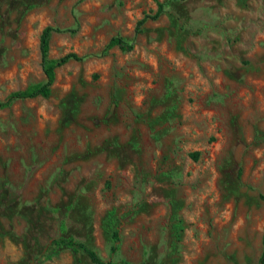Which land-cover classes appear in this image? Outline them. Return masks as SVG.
<instances>
[{
	"label": "rangeland",
	"instance_id": "1",
	"mask_svg": "<svg viewBox=\"0 0 264 264\" xmlns=\"http://www.w3.org/2000/svg\"><path fill=\"white\" fill-rule=\"evenodd\" d=\"M47 25L85 57L0 107V264H264V0H0V100Z\"/></svg>",
	"mask_w": 264,
	"mask_h": 264
},
{
	"label": "trees",
	"instance_id": "2",
	"mask_svg": "<svg viewBox=\"0 0 264 264\" xmlns=\"http://www.w3.org/2000/svg\"><path fill=\"white\" fill-rule=\"evenodd\" d=\"M161 9H162V5L160 4L157 12L153 16L154 18L159 16V14L161 13ZM144 21L145 19H141L139 21V24H142ZM62 31H72V30L62 29L52 25H47L42 29L39 35L38 48L40 55V66L44 74L43 82L30 85L23 90H17L9 93L5 97V99L0 100V107H5L9 105L12 101L18 99L34 98L37 96L48 97L51 93V87L55 80V70L70 60H81L85 57L84 55H78L75 52L66 53L59 58H50L48 56L50 39L52 34ZM112 46H118L122 50H130L132 48L131 43H128L124 39V37L119 35L113 36L109 39L106 45V49ZM262 198L264 199V193L262 194ZM110 238L112 240L111 250L115 251L117 246L114 243L119 238L116 230H113L111 232ZM54 244L57 247H70L73 250H78V249L82 250L88 255L91 261L95 264H125L123 262H115L113 260H107V261L101 260L94 250L90 249L83 243L74 242L72 237H60L54 240ZM262 257H264V245L262 250Z\"/></svg>",
	"mask_w": 264,
	"mask_h": 264
}]
</instances>
